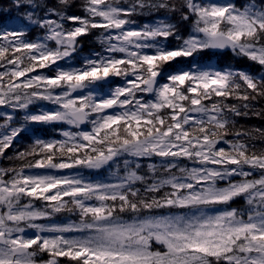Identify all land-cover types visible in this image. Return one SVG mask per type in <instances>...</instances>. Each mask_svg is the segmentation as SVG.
<instances>
[{"label": "snow or ice", "instance_id": "obj_1", "mask_svg": "<svg viewBox=\"0 0 264 264\" xmlns=\"http://www.w3.org/2000/svg\"><path fill=\"white\" fill-rule=\"evenodd\" d=\"M25 5L42 8L25 19L43 35L0 31V107L12 109L0 158L18 162L0 167V264H264V149L235 119L264 118L255 105L264 75L164 67L230 50L264 70V0H81L82 15L69 14L73 0H16ZM160 10L164 19L136 26L134 16ZM171 14L190 25L187 36ZM94 30L101 51L62 66ZM113 78L121 83L98 95ZM38 101L53 107L29 112ZM16 111L23 122L13 126ZM29 124L69 127L5 156ZM152 157L159 165L140 174L138 161ZM113 167L97 183L53 171ZM237 200L246 206L232 207ZM64 212L77 220L38 223Z\"/></svg>", "mask_w": 264, "mask_h": 264}, {"label": "trees", "instance_id": "obj_2", "mask_svg": "<svg viewBox=\"0 0 264 264\" xmlns=\"http://www.w3.org/2000/svg\"><path fill=\"white\" fill-rule=\"evenodd\" d=\"M37 4H47L51 6L52 4L56 3V0H35ZM238 4H243L245 0H236ZM74 6L69 9L70 15H82V9L79 7L81 0H73ZM29 11H34L36 16H43L44 12L42 8H31L28 5H25L24 7L17 8L16 7V0H0V25H3L9 20L14 19H21L22 21L26 22L25 14ZM166 13L163 10L160 11H152L147 12L145 11L144 15H136L133 17V19L136 20L137 24L140 26L145 24L147 21L155 19L157 17H164L165 18ZM171 23L178 24V27L180 29V33L182 35L187 36V34L190 31V25L186 22H180L178 14H171L167 17ZM100 30H94L92 35L81 37L80 42L82 44V47L78 51L79 55L76 57L77 61H81V55L83 54H90L94 51L98 52L101 51V46L98 43L96 39V34ZM26 38L35 40L38 36L43 35V30L38 28L37 26L29 28V30L26 31ZM169 45L174 47L176 45V41L170 39L168 41ZM215 61L217 62L218 66L225 70V69H232L235 71H245L252 75L260 76L264 75V70L260 68L259 65L254 64L253 62L247 60L246 58L237 57L235 56L231 51H208L204 53L197 54L194 57L189 58H178L177 61L172 62L169 65H165V74L175 72L178 69H186L191 67L193 64L201 65L205 64L207 62ZM3 70V69H0ZM47 73L52 74L49 72V70L44 69L41 70ZM163 82V81H161ZM121 83L120 78H113L111 85H105L102 89L107 88H113L114 86ZM236 102V101H233ZM256 110H262L264 109V99H259L255 102ZM236 119V129L239 130H247L254 134L255 139L250 141L251 143H254L257 147V150L264 149V138H261L258 133H255L256 129H262L264 130V118H261L256 115H250L247 117H237ZM66 128V125H52V126H36L34 127V132H38V134L43 136V139L49 140L52 135L55 137L60 136V130ZM233 137H229V139H232ZM34 138L32 134L27 133L26 131L23 132L19 139L14 141L13 147L6 150L5 155L6 156H12L16 150L23 151L27 146H29L33 142ZM224 147H227V145H223ZM7 163H10L11 165L13 163H18L14 161H9L5 159ZM184 162V161H182ZM188 162V161H186ZM150 161L148 159H142L141 160V169L139 170V173L144 175L148 173V165ZM184 164V163H183ZM187 164V163H186ZM121 169L123 168L122 162L120 163ZM35 204L38 207H42L43 203L42 201H35ZM232 207L242 208L244 207L243 200H237L235 203L231 205ZM222 207V206H221ZM164 212H167L169 210L165 209L162 210ZM172 211H187V210H172ZM59 215V217H55ZM54 217L58 218L60 220H67V219H73L77 220V216L64 212L55 214Z\"/></svg>", "mask_w": 264, "mask_h": 264}, {"label": "rangeland", "instance_id": "obj_3", "mask_svg": "<svg viewBox=\"0 0 264 264\" xmlns=\"http://www.w3.org/2000/svg\"><path fill=\"white\" fill-rule=\"evenodd\" d=\"M160 19H164V18L157 17L155 19H152V20L147 21L145 24H153V23L157 22ZM30 26H32V24H30V23L25 24L22 21L14 20V21H12L10 23L4 24V25H0V31H3V30H12L14 28H23V30H25V29L29 28ZM136 26L138 27L140 25L139 24H136ZM167 46L168 47H172L171 45H169V43L167 44ZM95 52L96 51H94L93 53H90V54H83L82 53V55H81V61L80 62L76 60V57H75L76 54H74V56L72 57V59L69 60L67 63L65 61H60V64L62 66H64L65 68L70 67V66L80 67L82 65L83 60L85 58L89 57V56H92ZM200 66H204L206 68L207 67H212V68L217 69V70H223V69H221L218 66L217 62H215V61L207 62L205 64H201ZM186 69H188V68H186ZM118 85H116V86H118ZM110 90H111V88H107V89H102L101 88V89H98L97 90V94L103 96V95L108 94ZM52 107H53L52 105L48 104L45 101H38L35 104V106L30 105L28 111L34 113V112H37V111H46V110H48V109H50ZM5 113H12V109L0 107V119L2 120L1 123L4 122V114ZM14 116H15V120L12 122L13 123V126H18L20 123L23 122V116H24V112L23 111H16L14 113ZM32 125H38V124H32ZM68 127L69 126L66 125V128H64V129H68ZM27 129L29 131H31V128L27 127ZM36 137H39V138H42L43 139V136H41V135H38ZM59 139H63V137L60 135L59 136ZM160 159L161 158H159V157H152L151 159H148V161H150L149 164L155 163V164L159 165ZM141 160H139L138 163L141 164V162H140ZM1 162H2V159L0 160V163ZM182 163H184V164L187 163L188 166H191V162L190 161H188V162L184 161ZM33 171H35V172H45L47 170L37 169V170H33ZM53 171H54V174L60 175V176H63V175H69V176H71V175H76L77 173H79L86 181L91 182V183H97V182H107V181H110L112 179L111 172L112 171H115V167H113L112 169H102L100 171L87 170V169H63V170H53ZM219 207H221V206H219ZM72 221H76V220L67 219V220H64L62 222H56L54 220L48 221V222H39L38 221V223H43V224H67V223L72 222ZM33 231L34 230L29 229L27 231V234L28 235H31Z\"/></svg>", "mask_w": 264, "mask_h": 264}, {"label": "flooded vegetation", "instance_id": "obj_4", "mask_svg": "<svg viewBox=\"0 0 264 264\" xmlns=\"http://www.w3.org/2000/svg\"><path fill=\"white\" fill-rule=\"evenodd\" d=\"M1 167V166H0ZM46 258V257H45Z\"/></svg>", "mask_w": 264, "mask_h": 264}]
</instances>
